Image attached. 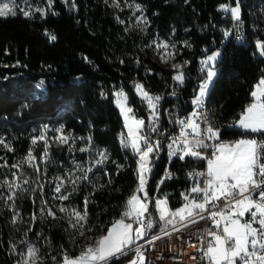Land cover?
Here are the masks:
<instances>
[{"label":"trees","instance_id":"16d2710c","mask_svg":"<svg viewBox=\"0 0 264 264\" xmlns=\"http://www.w3.org/2000/svg\"><path fill=\"white\" fill-rule=\"evenodd\" d=\"M34 1L47 7L43 17L36 11L30 18L25 17L20 11L24 8H19L15 17L0 18V139L14 149L8 151L0 145V164L2 156L9 158L10 164L24 159L33 148L32 138L47 126L48 169L53 176L71 173L73 178L83 177V170L92 166L87 180H77L65 189L71 192L64 201L66 206L74 205L83 211L88 201L86 228L93 230L85 233L81 242L87 235L95 240L105 235L137 188V158L122 146L125 126L114 93L123 89L134 113L143 116L145 108L135 90L136 80L150 92H171L172 76L156 61L153 41H167L175 48L176 60L188 62L183 69L184 83L176 87L184 111L191 109L188 99L196 95L203 79L200 60L212 51H221L218 74L207 97L213 124L220 129V140L264 138V133L230 127L252 101L250 92L264 76V56L256 47L258 40L264 42V25L253 16L264 0H240L241 21L246 26L240 41L232 35L224 38V30L231 29L233 19L220 9L224 4L235 7L236 0H127L141 5L148 20L144 33L132 26L131 12L118 11L112 0H74V6L73 0H53L50 8L47 0ZM46 33L56 39L51 40ZM44 82L46 90L42 88ZM174 103L168 97V111L175 109ZM60 127L69 136L68 143L52 139ZM89 137L90 151H79L89 147ZM35 146V154L40 156L44 142L38 141ZM97 150L107 154L99 165L95 163L99 159ZM167 163L161 146L152 164L147 192L152 205L157 194H166L169 209L175 211L184 205L183 194L195 183L183 179L160 183ZM172 166L198 167L188 160L175 161ZM41 195V191L27 186L16 193L15 206L23 217L31 213ZM7 221V213L0 208V264H18ZM66 227L61 219L39 217L30 235L43 254L49 251L44 245V237H48L50 250L59 260L65 254L76 257L78 250L69 251ZM158 231L157 222L145 238ZM134 254L129 252L112 264H126Z\"/></svg>","mask_w":264,"mask_h":264},{"label":"snow or ice","instance_id":"6c2138e0","mask_svg":"<svg viewBox=\"0 0 264 264\" xmlns=\"http://www.w3.org/2000/svg\"><path fill=\"white\" fill-rule=\"evenodd\" d=\"M52 2L53 0H48L49 8ZM64 2L68 3L69 0H64ZM107 2L108 0H105V3ZM113 5L119 8L120 0H113ZM128 7L135 9L133 15L136 11H143L139 4H129ZM18 8L16 0H0V18L15 17ZM220 9L226 13L230 12L233 20L238 22L241 20L240 0H236L235 7L224 4L220 6ZM20 11L25 17L30 18L33 15L28 10L20 9ZM35 11L39 12L42 17L45 15V9L37 8ZM117 19L119 20V17ZM119 22L124 23L123 20H119ZM141 22L145 25L148 24L144 16L137 18V24ZM46 35H49L51 40L56 39L55 35L48 33ZM223 35L227 39L232 35V32L231 30H224ZM241 38L237 36V39ZM153 43L156 42L153 41ZM156 46L165 49L170 47L167 42H160ZM256 47L259 54L264 56V42L258 40ZM204 51L207 52L208 50L205 49ZM165 55H171L174 58L175 53L166 51ZM220 58L221 52L215 50L200 60V71L203 73V79L192 101L194 110L187 117L178 119L177 123L181 126L180 133L178 136L172 137L171 142L167 145L170 159L173 156H178L180 160H184L186 157L196 160L203 159L207 161V170L206 172L194 170L189 173L190 177L200 179L193 184L188 194H184L186 203L182 207L172 211L167 207L166 199L156 200L154 207L159 214V221L163 222L160 227L161 232H165L169 225L176 228L177 224L186 223L189 219L195 223L197 216L200 219H209L213 222L205 233V236L211 237V239L206 247L198 249L210 264H264V162H261L264 161V143L256 139L243 138L232 144L216 143L220 140V129L215 127L202 111L209 87L217 76V65ZM184 63L187 64L188 62L185 61ZM173 69L177 73L173 76V80L182 85L185 80L182 66L173 65ZM135 90L142 102H146L148 105L151 113L150 132L156 133L159 119L156 109L162 97L153 96L144 89L142 84H136ZM114 96L116 97V106L120 110L124 126L127 129L126 134H121L122 144L125 147H130L138 157L136 169L138 185L126 200L121 218L112 223L107 233L101 236L94 246H86L79 256L70 257L65 254L62 264H112L113 260L127 256L130 251H134L136 258L131 259L129 264H143L145 259L141 251L142 246L138 245V241L144 239L146 232L154 227L152 220H148L146 224L144 222L146 214L151 215L149 209L151 201L146 186L152 171L153 161L158 156L161 142L158 139L153 140L144 132L145 121L142 118H137L134 114L133 108L128 105V97L123 89L115 92ZM250 96L252 101L230 127H238L245 132L264 133V76H261L258 82L254 84ZM201 124H204L205 127L202 128ZM48 131L49 129L45 126L43 132L34 136L31 141L33 145L38 141L44 142L45 149L41 159L48 155L46 150L49 146L46 138ZM55 131L58 135L52 137L53 140H59L62 143L69 142V136L64 134L63 127L57 128ZM88 144L89 147H82L79 151H90L91 137L88 138ZM0 145H3L8 151H14L4 139H0ZM207 149H211L210 154L202 151ZM97 156L99 157L95 161L97 165L107 159L106 152L102 150H97ZM36 159L32 149H29L24 160L27 161L29 168L39 173L40 167L35 163ZM7 166V161L0 164V167ZM10 167L18 170L20 168L18 164H13ZM77 170H80L79 165H77ZM83 171V177L78 176L76 179H71V174H69L68 180H65L64 177H57L58 183H56L54 192L60 193L61 188L66 183L70 182L75 185L77 180H87V173L92 169L89 167ZM21 174L24 173L21 172ZM12 176L13 181L5 180L3 182L9 193L6 197L7 200L14 199L16 192L13 191V188H21L19 183H15L16 180H19L16 172H13ZM23 183L28 184L29 180L24 179ZM160 183H163V180ZM39 187L42 188L43 185L41 184ZM70 195L71 192L66 191L64 194L54 196L53 199L65 201ZM221 201H223L222 205L220 204ZM87 203L88 201L85 200L83 213L75 208L67 209L63 204L58 206L59 211L68 214L69 224L73 228L79 226L80 235L84 234L81 221L86 222L87 220ZM204 213H207V216ZM47 214L53 219L56 218L51 207L47 208ZM246 215L248 218L244 219ZM72 216L76 218L75 223L71 219ZM13 222L15 223V217ZM254 225L257 226L254 227ZM176 230L179 231V229ZM159 238V236L155 237V239ZM149 242L151 243L152 240L150 239ZM133 245L138 246L133 248ZM192 247H196V245L193 244ZM13 248L15 249V246ZM38 253L39 249L29 245L18 264H30V261L31 264H36V260L39 259Z\"/></svg>","mask_w":264,"mask_h":264},{"label":"rangeland","instance_id":"374dc122","mask_svg":"<svg viewBox=\"0 0 264 264\" xmlns=\"http://www.w3.org/2000/svg\"><path fill=\"white\" fill-rule=\"evenodd\" d=\"M47 2H48V0H47ZM111 3L113 5V0ZM16 4L19 6V8H24L25 10H28L31 12H35V9H37V8L45 9V14L47 11V7L45 5L41 4V2L37 3L34 0H16ZM129 4H133V3L120 1V7L119 8L115 7L114 5L113 6L118 11H123L125 9L129 10L131 12L130 15H131V19H132L131 20L132 26L136 30L144 33L148 27V24L145 25L142 22L137 24V18L140 16L145 17V15L140 11H136L135 15H133V11L135 9L128 7ZM121 9H123V10H121ZM227 14L231 15L230 12H228ZM253 16L255 17V19H257L260 23H262L264 25V2L261 3L258 8L254 9ZM155 42H156L155 44L152 43V48L154 51L155 59L163 67L168 69L171 75L175 76L177 74L173 69V65L179 64L182 66V70L184 69L185 63L178 62L176 60V54H175L174 58L171 55H165L166 51H168L170 53L171 52L175 53V48L173 47V45L169 44L165 40H157ZM160 42H167V44L170 46L169 49H165L163 47L157 48L156 45L159 44ZM161 57H163V59H161ZM165 61H167V62H165ZM214 79H216V77ZM128 105H129V102H128ZM137 118H140V117L137 116ZM236 128H238V127H236ZM248 132H250V131H248ZM126 133H127V129L125 128L124 134H126ZM254 134H259V133H254ZM243 139H256V138H243ZM220 142H222V141L220 140ZM234 142H225L224 141V143H228V144H232ZM122 146L126 149L128 148L131 152H133L130 147H125L124 144H122ZM35 147L36 146L33 145L32 152H33V156H35L37 158L35 163L38 164L40 167L39 173L35 172L32 168H29L27 166V161H25L24 159L17 160V161H15V163L10 164L9 158L5 159L4 156H2L3 162L1 164H3L4 161H7L8 166L7 167H0V185H3V186H0V208L7 213L8 229H9L10 234H11L12 246H15V249L14 248L13 249H14L15 255L18 257V261L22 260V255L26 252L27 247L29 245H31V246H34L35 248L39 249V253H38L39 259L36 260V264H62L63 259L59 260L58 256L50 250V242L48 240V237H44V245H45V247L49 248L48 249L49 251L47 252V254H43L41 252V249L38 247L35 239H33L32 236L30 235V232H31V229L33 226V222L35 220H37L39 217L40 218H45V217L52 218L51 216H49L47 214V208L48 207H51L52 211L55 213L56 218L63 220L67 226L66 232H67V235L69 237V241L71 242V248L69 250L70 253L72 251L78 250L77 256H79L81 254V252L84 251L86 246H94L97 240H95L92 235H87V237L85 238V241L81 242L79 239L81 237H83V235L85 233H91L93 228L91 227V228L87 229L86 228L87 227V220H86V222L81 221V223L83 224L82 230H83L84 234L80 235L79 226L77 228H73L69 224L68 214L66 212L59 211L58 206L60 204H63L65 206V208H67V209L75 208L76 210L80 211L81 213H83V211L74 205L73 206H66L64 204V201L53 199L54 196L64 194L67 185H72L70 182L66 183L64 185V187L61 188V192L56 193V192H54V188L56 186V183H58L56 178L57 177H64L65 180H68L69 174H71V173H69L67 176H53L49 172V169H48V157H44L43 159H41L43 152L40 154V156H37L35 154V149H36ZM13 164H18L20 166L19 170L17 168H11L10 166ZM90 168L92 169V171H90V173H91V172H93L94 168L92 166ZM13 172H16L17 176L19 177V180H16L15 183H19L21 185V188H23L24 186H27L28 188L32 189L33 191H41L42 192L41 199H39L38 202H36L35 207L32 209L31 213L27 216H24V217L21 215L20 210L16 208L14 199L13 200H7L6 199V197L9 193L7 190V186L4 185L3 182L5 180L13 181V176H12ZM21 172H23L24 174L22 175ZM70 178L76 179V178H73L72 174H71ZM149 178H150V176H149ZM149 178L147 180V185H148ZM24 179H28L29 183L24 184L23 183ZM41 184L43 185L42 188L39 187V185H41ZM20 189L13 188V191H15L17 193ZM188 193H189V191L185 192L184 194H188ZM184 194H183V199H184ZM192 195H195V194H192ZM148 197L152 203V199L149 196V194H148ZM165 199L167 200L166 194H157L154 197L153 205L151 203L149 204V209H150L151 215L146 214V217L144 219L145 224L148 222V220H152L154 223V226L158 222L159 226L161 227V224L163 222L159 221V214L155 210L154 203L156 200H165ZM184 203H186L185 200H184ZM151 205H152L154 211H151ZM167 207L169 208L168 201H167ZM41 209H44V211H41ZM14 217H15V223L13 222ZM71 219H72L73 223H75V219H76L75 216H72ZM170 227H172V226L169 225L168 228H170ZM30 264H31V261H30Z\"/></svg>","mask_w":264,"mask_h":264},{"label":"built area","instance_id":"2783aa9c","mask_svg":"<svg viewBox=\"0 0 264 264\" xmlns=\"http://www.w3.org/2000/svg\"><path fill=\"white\" fill-rule=\"evenodd\" d=\"M231 17V15H229ZM246 29L245 23L243 21H235L233 20V24L231 26L232 38L236 41H240L243 39L244 31ZM237 36L242 37L241 39H237ZM145 72H148L147 69H144ZM172 80H173V75ZM136 84H142L144 89L147 90L153 96H160L162 99L158 102L157 105V113L159 116L158 124H157V132H150L151 128V113L148 108L146 102H141L145 108V112L143 116H139L145 121L144 132L147 133L153 140H160L161 146L166 151L167 158V166L163 170L162 180H179L183 179L188 182L196 183L200 178H193L189 176V173L194 170L197 172H206L207 170V161L200 159L196 160L190 157H186L184 160H180L178 156H173L171 159L169 158V149L167 145L171 142V138L174 136H178L180 133V125L177 123L178 119H182L187 117L193 110L194 105L192 103L193 98L188 99V104L191 105V109L188 111H184V105L178 99V93L176 91V87L179 85L177 81L173 80L171 86V92L167 93L166 91H157L150 92L145 84L142 81L136 80ZM43 90L47 89V84L44 82L42 84ZM102 97H106V92H102ZM174 93V94H173ZM168 97L173 99L175 109H171L168 111L166 107V102L168 101ZM202 111L206 114L208 120L212 123V111L208 104V98L206 96L203 104ZM201 127H205L204 124H201ZM190 131V130H189ZM257 141L264 143L263 137H257ZM122 141V136H121ZM216 141V143H219ZM207 154L211 153V149L202 150ZM132 154L136 156L133 152ZM138 159V157L136 156ZM188 160L189 162L196 163L198 167L194 168H185L182 169L180 167H173L172 163L175 161L184 162ZM264 162V161H261ZM137 169V164H136ZM170 174V177H169ZM137 177V175H136ZM138 180V179H137ZM256 198L255 196L253 197ZM223 204V201L220 202ZM207 216V213H204ZM247 217V215H246ZM121 216L117 217L115 220L120 219ZM248 218V217H247ZM195 223L189 219L186 223L177 224L176 228L170 227L167 228L165 232L158 231L157 233L152 234L149 237H146L142 240L138 241V245L146 248V264H210L207 258L203 257V253L198 251L199 248H204L207 246L208 241L211 237H206L205 233L212 226V221L209 219H200L199 216L196 217ZM131 222V221H128ZM257 225H254V227ZM176 229H179L177 231ZM156 236H159V239H155ZM152 240L150 243L149 240ZM195 244L196 247H192ZM138 245H133L135 248ZM141 247V248H142ZM132 252V251H130ZM196 257V259H193Z\"/></svg>","mask_w":264,"mask_h":264},{"label":"water","instance_id":"95a60500","mask_svg":"<svg viewBox=\"0 0 264 264\" xmlns=\"http://www.w3.org/2000/svg\"><path fill=\"white\" fill-rule=\"evenodd\" d=\"M141 251L143 252V255H144V257H145L143 264H146V255H145L146 248H145V247H142V248H141ZM135 258H136V256H135V254H134V256H133L132 259H135ZM126 264H129V262L126 263ZM201 264H203V263H201Z\"/></svg>","mask_w":264,"mask_h":264},{"label":"crops","instance_id":"0c3cea01","mask_svg":"<svg viewBox=\"0 0 264 264\" xmlns=\"http://www.w3.org/2000/svg\"><path fill=\"white\" fill-rule=\"evenodd\" d=\"M217 74H218V72H217ZM216 77H217V76H216ZM215 80H216V79L213 80V83H212L211 86L209 87V90H208V93H207V97H208V95H209V93H210V91H211V88H212V86H213ZM222 142H224V141H222ZM225 142H230V141H225ZM151 231H152V230H148V231L146 232V234L150 233ZM144 238H145V237H144Z\"/></svg>","mask_w":264,"mask_h":264}]
</instances>
